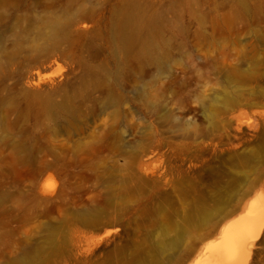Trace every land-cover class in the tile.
I'll list each match as a JSON object with an SVG mask.
<instances>
[{"label": "rangeland", "instance_id": "1", "mask_svg": "<svg viewBox=\"0 0 264 264\" xmlns=\"http://www.w3.org/2000/svg\"><path fill=\"white\" fill-rule=\"evenodd\" d=\"M252 199L264 0H0V264H197Z\"/></svg>", "mask_w": 264, "mask_h": 264}, {"label": "bare ground", "instance_id": "2", "mask_svg": "<svg viewBox=\"0 0 264 264\" xmlns=\"http://www.w3.org/2000/svg\"><path fill=\"white\" fill-rule=\"evenodd\" d=\"M232 220L234 222L215 242L199 252L197 264H244L248 261L252 238L264 223V204L249 200L226 223Z\"/></svg>", "mask_w": 264, "mask_h": 264}, {"label": "water", "instance_id": "3", "mask_svg": "<svg viewBox=\"0 0 264 264\" xmlns=\"http://www.w3.org/2000/svg\"><path fill=\"white\" fill-rule=\"evenodd\" d=\"M222 222H223V221H222ZM222 222H221V223H222ZM221 223L219 224V227H220ZM219 227H218V228H219Z\"/></svg>", "mask_w": 264, "mask_h": 264}]
</instances>
